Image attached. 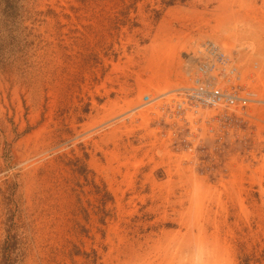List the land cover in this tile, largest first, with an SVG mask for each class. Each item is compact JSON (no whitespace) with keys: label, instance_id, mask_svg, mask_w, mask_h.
I'll list each match as a JSON object with an SVG mask.
<instances>
[{"label":"rangeland","instance_id":"rangeland-1","mask_svg":"<svg viewBox=\"0 0 264 264\" xmlns=\"http://www.w3.org/2000/svg\"><path fill=\"white\" fill-rule=\"evenodd\" d=\"M207 39L261 102L144 105ZM263 99L264 0H0V264H264Z\"/></svg>","mask_w":264,"mask_h":264},{"label":"built area","instance_id":"built-area-1","mask_svg":"<svg viewBox=\"0 0 264 264\" xmlns=\"http://www.w3.org/2000/svg\"><path fill=\"white\" fill-rule=\"evenodd\" d=\"M183 70L186 81L170 90L175 97L162 107L177 122H197L203 110H236L261 102L234 55L215 40L207 39L187 53ZM167 97L146 95L144 105Z\"/></svg>","mask_w":264,"mask_h":264},{"label":"bare ground","instance_id":"bare-ground-1","mask_svg":"<svg viewBox=\"0 0 264 264\" xmlns=\"http://www.w3.org/2000/svg\"><path fill=\"white\" fill-rule=\"evenodd\" d=\"M213 40V39H212ZM217 42V41H216ZM219 43V42H218ZM221 45V44H220ZM223 47V46H222ZM226 50V49H225ZM166 88V87H165ZM161 93V92H160ZM160 96H169L170 94H169V91H165V92H163V93H161V94H159ZM259 99V98H258ZM260 101V100H259ZM263 101H264V99H263ZM140 104V103H139ZM145 107V106H144ZM141 108H143V103H141L140 105H137V106H135L134 108H130V109H128L127 111H125L124 113H122V114H120L118 117H115V118H125V116H127V115H130L132 112H135V111H137V110H139V109H141Z\"/></svg>","mask_w":264,"mask_h":264}]
</instances>
